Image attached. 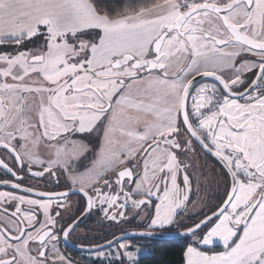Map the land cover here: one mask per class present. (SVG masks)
<instances>
[{
    "label": "rangeland",
    "instance_id": "obj_1",
    "mask_svg": "<svg viewBox=\"0 0 264 264\" xmlns=\"http://www.w3.org/2000/svg\"><path fill=\"white\" fill-rule=\"evenodd\" d=\"M180 1L178 0L177 10L180 8ZM232 1L234 0H221L220 3ZM227 21L240 29L247 39L257 44L264 43V0H255L252 9L238 7L229 13ZM174 23L167 24L159 37H166L161 52L162 64L175 61L181 55H190L183 38L175 32L169 33ZM184 29L221 42L229 38L221 21L209 13L195 16ZM99 38L100 34L95 31L55 35L41 29L36 37L23 43L0 47V103L11 108L10 114L17 113L0 127V143H14L15 138L23 141L20 150L25 155L28 151H34L46 165L51 166L46 168L48 178L55 175L64 184L65 175L75 178L76 173L85 168L87 161L90 157L92 160L99 149L98 144L106 122L100 112L108 109L105 100L112 101L122 94L126 86L143 72L135 71L132 65L114 70L118 61L96 69L89 68L86 72L83 63L88 58L84 54L79 59L75 54L86 50V45H89L88 57H91ZM73 55L78 61L71 60ZM67 57L71 59L66 60ZM69 72L82 75L81 79H74L84 89V92L76 94V106L88 105L97 114L81 116L80 111L72 113L69 106V110L66 109L63 114L70 119L68 122H63L58 112L53 113L55 118L53 115L49 116L46 108L50 105H59V102L66 100V103H70L75 99L74 96L70 100L67 96L64 99V94L67 95L70 90L68 88L73 86L68 83L70 80L66 73ZM56 76H63L60 78L64 79L61 83L62 89L56 88L50 81ZM22 77L26 78L21 80ZM89 79L91 81L87 83ZM66 83L68 88H64ZM18 86L22 89L19 87L16 90ZM49 86L54 92L59 91L52 101L49 97L52 98L53 91ZM215 94L216 89L208 87L194 95L191 107L194 122L215 114L218 107V104L213 103ZM261 98L262 95L255 94L243 101L244 107L249 109L239 110L233 106L235 114L231 117L238 118L236 114L243 116L245 120L241 123L246 128H234L231 135L223 134L230 145V150L226 153L227 159L215 151L206 135L196 131L210 149L227 161L241 185L245 186L239 188L226 216L217 222L205 240L199 237L190 240L185 264H264V102L251 108ZM205 108L207 111L201 115L198 110ZM219 115L222 117L229 114L221 112ZM138 117L140 124H145L149 118L146 114ZM71 136L81 139L74 147L69 146V139L73 138ZM18 143L15 145L18 146ZM84 156L86 160L79 162ZM126 170L132 171L135 180L121 184L119 174ZM225 181L227 185L229 178L224 170L212 163L179 129L172 136L156 139L132 163L110 170L98 187L90 190L93 216L99 213L101 217L100 228L91 232V219L79 233L90 236L84 242L85 247L95 248L121 232L141 231L144 225L147 226V232L154 233H164L172 229L177 232L189 230L205 214L212 212L214 196L218 189L224 191ZM255 205L256 211L244 227ZM229 212L235 218L234 215L227 218ZM214 248L227 251L218 255H209L202 251ZM133 249L136 250L131 252ZM60 250L54 245L51 256L40 264H75L74 261L85 264H120L122 260L126 264H137L141 258L150 255L149 250L127 244L107 252L80 255L78 258L65 255ZM20 255L24 264L30 261L24 252Z\"/></svg>",
    "mask_w": 264,
    "mask_h": 264
},
{
    "label": "crops",
    "instance_id": "obj_2",
    "mask_svg": "<svg viewBox=\"0 0 264 264\" xmlns=\"http://www.w3.org/2000/svg\"><path fill=\"white\" fill-rule=\"evenodd\" d=\"M177 8L178 0H167L164 4L151 10L109 21L99 16L87 0H0V47L16 46L23 43L27 39L36 37L41 29H45L46 33L55 35L95 31L100 34V38L93 47L91 57H88L89 45H86V50L75 54L79 59L84 54L88 58L83 63L86 66L84 68L86 72L89 68L96 69L107 63L120 61L125 56H131L136 61L144 62L152 59L153 46L166 25L171 22L174 23L180 16ZM205 37L191 32L183 41L188 45L190 55H181L177 60L164 64H162V59L161 65H164L162 72L146 74L143 71L126 86L122 94L112 101L105 100L108 109L100 112L106 122L101 133L99 152L95 162L97 165L93 171L86 173L87 175L80 184L83 189H93L106 178L110 170L132 163L156 139L172 136L180 129L182 95L192 77L222 72L236 86L240 84V78L259 68V55L253 54L236 44L219 48L215 45L213 38L207 39ZM214 55L222 60L224 67L212 64L209 59ZM71 58L67 57L66 60L77 59H74V55ZM66 74L69 75L70 81L68 83L73 84V86L68 88V84H64L66 85L64 88L70 89L69 92L67 91V95L64 94V99L66 96L68 100L74 97L75 99L70 103H66L67 100L65 99L66 101L59 102V105L58 103L50 105L46 108L49 110V116H54L53 113L58 112L62 121L68 122L70 119L63 114H65L66 109L69 110V106L71 107L70 111L74 114L78 111L81 112V116L97 114L88 105L79 106L78 104L76 106V94L84 92V89L80 88V83L74 79L78 77L81 79L82 75L71 72ZM24 78L26 77L20 79L23 80ZM60 78L63 76H56L50 81L56 88L62 89L61 83L64 79ZM90 81L89 79L87 83ZM19 87H16V90ZM49 87L53 91L52 98L49 97L52 101L59 91L54 92L55 90L51 89V86ZM208 87L211 86L198 85L194 89L190 113L192 112L194 95ZM20 88L22 89V87ZM262 102L264 99L252 105L251 108ZM233 106L239 110L242 108L249 109V107H244L242 103L225 101L216 108L214 115L210 114L203 120L196 119L197 123H193L195 130L206 135L215 151L223 154L225 159H227L226 153L230 150L228 139L225 137L231 135L234 128L240 130L241 127L242 129L246 128L241 123L245 120L243 116L236 114L238 118L233 119L231 117L232 114H235ZM199 110L201 115L207 111L206 108L202 111ZM10 112L9 106L0 103V127L8 118H13L17 114H10ZM221 112H226L229 115L221 117L219 115ZM140 114H146L149 117L144 122L145 124L139 123L138 116ZM248 118L246 117V119ZM238 134H242V132H238ZM77 144L75 139H69V146L74 147ZM241 186L245 185H241L238 180V191ZM232 215L234 214L229 212L227 218ZM233 217L235 218V215ZM207 235L203 240L207 238ZM125 248L130 247L125 246ZM135 250L133 249L131 252Z\"/></svg>",
    "mask_w": 264,
    "mask_h": 264
},
{
    "label": "flooded vegetation",
    "instance_id": "obj_3",
    "mask_svg": "<svg viewBox=\"0 0 264 264\" xmlns=\"http://www.w3.org/2000/svg\"><path fill=\"white\" fill-rule=\"evenodd\" d=\"M235 1L237 0H234L231 3L221 2L219 6L225 7ZM242 6H244L246 9H252L253 7V5L250 8L246 5ZM182 15L183 14H181L175 20V23ZM228 15L229 13L225 14L226 19ZM194 17L189 19V21ZM189 21L182 29L184 36L181 38H183V40L186 39V37L192 32L190 29H184ZM205 38L209 39L208 36ZM230 39L231 38L229 36L227 41H230ZM213 41L216 45L217 40L213 39ZM247 50L260 56V66L252 73L240 78V84L236 86L233 85L229 78L224 76L222 72L210 73L219 76L223 80L226 87L236 95L243 94L253 85L258 76L260 68L264 65V53H256L249 49ZM155 58L156 56L153 54V57L150 60H154ZM209 60H211L213 65L224 67L222 60L216 55L212 56ZM195 77L196 76L192 77L191 81ZM263 81L264 75L259 83V86L257 87V90L252 95L236 102L243 103V101L253 97L255 94L262 95L261 100H263ZM200 85H209L216 89V94L213 96V103L218 104V106H220L225 101H235L228 98L222 86L216 82L207 81L199 84V86ZM193 93L190 97V100L193 96ZM190 100L188 105L189 117L191 118L190 121L192 120L194 123L190 113ZM181 123L182 122L180 118V125ZM52 126V128H55L54 125ZM70 139H75V136ZM13 141L14 143H0V146H7L6 149H0V185H8V187H12L9 189L0 188V256L2 258L0 259V264H24L21 261V252H24V254L27 255L28 261L30 259L31 263L29 261L27 264H40L41 261L43 262L51 256L54 245H56L58 249H61L60 251H62V253L65 255L78 258L82 254H77L76 252L69 249L63 242V236L65 232L85 213L87 208L86 198L73 196L66 199L49 200L47 198L43 199L41 196H59L72 190H80L86 192L91 197L92 201V196L90 195V190L92 189H83L80 184L87 175L86 173L95 169L97 165L95 162L99 149L96 152L95 157L92 160L87 161L85 168L81 172L76 173L77 175H75V178L63 173L65 175L66 181L64 184L60 178L56 177L55 175H51V177L48 178L46 170L51 166L46 165V163L42 161L34 151H28L25 155L23 153L24 151L20 150V148H22L23 141L16 140V138ZM75 141L79 142L81 139H75ZM16 142H19L18 146L15 145ZM99 145L100 143L98 144V147ZM85 160L86 157L84 156L80 158L79 162H83ZM66 184L67 187H64ZM97 187L98 185H96L94 188ZM27 192L30 194H27ZM100 218L101 217L99 213H95L93 216L92 202V212L85 222L87 223L92 219V221L89 223L91 232H94L100 228ZM85 223L68 236V241L71 245L85 247L84 242L85 240L89 239L90 236L79 233V230L84 227ZM94 223L96 228L93 227ZM98 245L100 246V244ZM43 253L45 254L42 258Z\"/></svg>",
    "mask_w": 264,
    "mask_h": 264
},
{
    "label": "water",
    "instance_id": "obj_4",
    "mask_svg": "<svg viewBox=\"0 0 264 264\" xmlns=\"http://www.w3.org/2000/svg\"><path fill=\"white\" fill-rule=\"evenodd\" d=\"M254 0H237L233 2L232 4L222 7L219 5H206V6H200L196 7L185 14H183L180 19L175 23V25L169 30V33H177L180 37L184 36V33H182V29L184 25L191 19L192 17L202 14V13H210L216 17H218L223 24V27L225 28L226 32L230 36V41L227 42H221L217 41L216 45L219 48H224L226 46H229L231 44L240 45L244 48H247L253 52L256 53H264V44H257L249 39H247L242 33L241 30L232 26L226 19L225 14L232 12L236 8L246 5L249 8L252 7ZM166 37L160 38L153 47V54L156 56L154 60L139 62L136 61L131 56H125L123 59L115 63L114 70H121L125 67H128L130 65L133 66V69L135 71H144L146 74H155L160 73L164 70V67L160 65L161 62V51L164 45ZM35 63V62H34ZM264 75V65L260 68L258 76L253 83V85L243 94L236 95L233 94L224 84L223 80L214 74H202L197 77H195L186 87L182 101H181V107H180V118L182 125L184 127V130L188 134L189 138L193 141V143L197 146V148L208 158L215 161L226 173V175L229 178V184L230 189L227 196L226 201L221 206V208L216 211L215 213L207 216L205 219H203L199 224L192 227L189 230L180 232V233H154V232H147V231H135V232H128L124 233L122 235L117 236L116 238L112 239L111 241L97 246L95 248H88V247H77L74 245H71L68 241V236L75 231L77 228H79L81 225H83L87 219L89 218L91 212H92V201L91 197L83 191L80 190H72L70 192H67L65 194L59 195V196H41V198H47L49 200H56V199H66L73 196L77 197H84L87 200V208L85 213L82 215V217L77 220L64 234L63 236V242L64 244L71 249L72 251L76 252L77 254L82 255H93L98 254L102 252H107L113 248H116L128 241L132 240H143V241H151V242H175V241H185L191 238H194L199 233H201L203 230H205L208 226L213 224L214 222L220 220L230 209L232 203L234 202V199L236 198L237 192H238V177L235 173V171L231 168V166L227 163V161L218 155L216 152H214L206 143L199 137L198 133L196 132L195 128L192 126V123L190 121L189 117V111H188V105L190 97L194 91V89L201 83L212 81L220 84L222 88L224 89L226 95L228 98L240 101L243 100L250 95H252L259 86L260 81L262 80ZM7 146L2 145L0 146V149H6ZM135 180V177L131 170L123 171L119 174V182L121 184H124L126 182H133ZM0 188L9 189L12 187H8V185H0ZM27 194H30L27 192ZM38 195V194H37ZM257 205L252 207L245 223L244 227L247 225V223L250 221L251 217L254 215L256 211ZM44 254H42V258L44 257Z\"/></svg>",
    "mask_w": 264,
    "mask_h": 264
},
{
    "label": "trees",
    "instance_id": "obj_5",
    "mask_svg": "<svg viewBox=\"0 0 264 264\" xmlns=\"http://www.w3.org/2000/svg\"><path fill=\"white\" fill-rule=\"evenodd\" d=\"M87 1L93 6L95 12L99 16L104 17L109 21H115V20L122 18V17H125V16L136 15L141 11L151 10V9H153L159 5L164 4L167 0H87ZM191 123H192V126L194 127L192 120H191ZM180 129L182 130V132L185 135L188 136V134L184 130L182 123L180 125ZM195 147L197 148L196 145H195ZM89 160H91V158ZM209 160L212 163H214L218 168L221 169V167L215 161H213L210 158H209ZM229 189H230V184L227 183V185H226V181H225L224 191L220 188V189H218V193L215 194V196H214L213 202L211 204L212 212L205 214L203 216V218L199 222H195L192 225V227L196 226L203 219H205L207 216L215 213L216 211H218L221 208V206L224 204V202L227 199ZM218 221H216L213 224H211L210 226H208L205 230H203L201 233H199L194 238L199 237V238L203 239L208 234V232L216 225V223ZM129 226H131V225H129ZM93 227L96 228L95 223L93 224ZM142 227H143V229L141 231H147V230H145L147 228V226L144 225ZM181 232H183V231H181ZM124 233H126V232H121V233H119L113 237L108 238L104 242V244L111 241L112 239L116 238L117 236L124 234ZM164 233H180V232H177L174 229H172V231H167ZM191 239H188L185 241H175V242H151V241H143V240H132V241H128L124 244L133 245V246H136L137 248L149 250L151 252L150 256L141 258L137 262V264H185V255H186V251L190 245ZM202 251L209 254V255H218V254L224 253L226 251V249L214 248L212 250H202ZM74 263L75 264H85L82 262L80 263L78 261H74ZM120 264H126L125 260H122L120 262Z\"/></svg>",
    "mask_w": 264,
    "mask_h": 264
},
{
    "label": "built area",
    "instance_id": "obj_6",
    "mask_svg": "<svg viewBox=\"0 0 264 264\" xmlns=\"http://www.w3.org/2000/svg\"><path fill=\"white\" fill-rule=\"evenodd\" d=\"M221 0H181L179 13L184 14L196 7L206 6V5H217Z\"/></svg>",
    "mask_w": 264,
    "mask_h": 264
}]
</instances>
